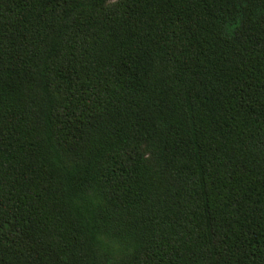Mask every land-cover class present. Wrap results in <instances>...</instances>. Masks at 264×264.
<instances>
[{
	"label": "trees",
	"instance_id": "16d2710c",
	"mask_svg": "<svg viewBox=\"0 0 264 264\" xmlns=\"http://www.w3.org/2000/svg\"><path fill=\"white\" fill-rule=\"evenodd\" d=\"M0 264H264V0H0Z\"/></svg>",
	"mask_w": 264,
	"mask_h": 264
}]
</instances>
